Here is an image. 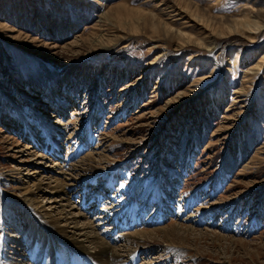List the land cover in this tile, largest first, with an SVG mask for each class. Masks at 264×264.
Masks as SVG:
<instances>
[{"label": "rangeland", "instance_id": "374dc122", "mask_svg": "<svg viewBox=\"0 0 264 264\" xmlns=\"http://www.w3.org/2000/svg\"><path fill=\"white\" fill-rule=\"evenodd\" d=\"M88 154L100 177L65 195L81 223L176 234L136 264H264V0H0V222L20 264L95 263L40 225L18 236V187L50 197L55 164Z\"/></svg>", "mask_w": 264, "mask_h": 264}, {"label": "bare ground", "instance_id": "6f19581e", "mask_svg": "<svg viewBox=\"0 0 264 264\" xmlns=\"http://www.w3.org/2000/svg\"><path fill=\"white\" fill-rule=\"evenodd\" d=\"M44 128H45L44 130L45 132L44 131L43 132L45 134L47 133L46 132L47 129L46 127ZM48 130L50 129L48 128ZM75 157L76 156H74L73 159ZM96 163L97 161L93 159V155L88 154L85 157H83L80 160V162H78V164L70 166L69 173L68 171L65 172V170L59 164H55V166L53 167L54 172L57 175L64 176L65 178L63 180H59L57 178L54 179V182L57 183L55 186H50V183L47 184L46 188L52 187L51 189H53V192H52L53 195L50 197H47L44 194L45 192L44 193L42 192V189L40 186V184L42 183L36 185L34 189L18 187V189H23V192H21L22 199L20 200L21 201L20 204L26 211L31 213L34 219V220L31 219L30 221V219H28L29 217H27L24 213L21 214L22 216L20 215L21 216L20 221H23V224L25 223L24 224L25 228L20 234H18V236L24 234L25 229H28L26 225H28V227H30L33 230L32 233H38L36 230L37 228L35 226L37 224V225L44 227L45 231L48 232V234H50L51 236H55L65 245L72 247L71 249H74L75 251L80 253L83 258H85L86 260H89L91 263H93L92 262L93 260L96 264H136L135 263L136 262L135 260L136 251L138 250L143 251L145 249L152 250L153 246L155 245L156 242L152 240L153 239L152 236L162 233L164 238H166L168 234L171 235L173 233H168L169 232L168 230L164 231L165 228L164 229L157 228L155 230H142V231H137V232H133L130 234H126V235L125 234L121 235L118 231L111 232L108 230H104L101 232L99 228H97L96 225L92 222L81 223L83 222L81 220L85 218L84 214L81 212H77L76 211L77 207L73 205L70 202V199L65 197V195H66V192L69 190V188H72L74 186L79 176L84 177L83 182H87L85 183V185L92 184L95 178L100 177L101 175L100 171H102L105 167H97L93 165ZM1 179L4 180L3 177H1ZM16 181L21 182L20 178H16ZM137 188L140 189L139 187ZM84 192H86L85 189H84ZM141 194L147 195L148 193L142 192ZM164 194L165 193H164L163 188H161L160 186L154 187L150 202L144 203L141 205L139 209V214H140V218H142L141 220L144 223H146L145 226H156L157 223H160L161 218L160 217L157 218L154 216V214H151V209H152V202L154 203L155 201H157L155 198L160 199L161 197L164 196ZM170 195H173V191ZM43 196L44 198H47L50 200L53 199V203L54 202L56 203L55 206H58V207H55L57 209L56 213L52 214V213L43 212L45 211V209L43 208V205H37V203L40 202L38 201V198L43 197ZM1 199L2 198H0V209L2 206ZM83 200H85L84 201V204H85V202H87L86 194L83 195ZM88 201L92 202L93 204L98 203V202L95 203V201H92L90 196H89ZM82 206H83V203H82ZM4 217H8V215L6 216L4 215ZM0 220H1V214H0ZM7 220H10V219L7 218L6 221ZM6 223L9 224L8 221ZM119 229H122V228L118 224L117 230ZM116 233L117 235H115ZM173 235L176 236L175 233ZM14 237L15 235H12V234L8 235L6 234V232L2 230L1 222H0V238H2L5 241V243L12 245L16 255H11V257L17 256V258L12 257L11 262L8 264H20L21 263L19 262V259H18V258H21L22 256L19 254L20 251L18 250V247L21 248L20 242L18 244L16 238ZM116 241L117 242L119 241L120 243L123 242L124 245H121L120 247L113 245ZM76 263H78V261ZM83 264H88V263L84 262Z\"/></svg>", "mask_w": 264, "mask_h": 264}]
</instances>
